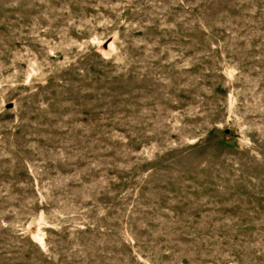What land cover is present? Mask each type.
Instances as JSON below:
<instances>
[{"label": "rangeland", "instance_id": "obj_1", "mask_svg": "<svg viewBox=\"0 0 264 264\" xmlns=\"http://www.w3.org/2000/svg\"><path fill=\"white\" fill-rule=\"evenodd\" d=\"M0 264H264V0H0Z\"/></svg>", "mask_w": 264, "mask_h": 264}]
</instances>
